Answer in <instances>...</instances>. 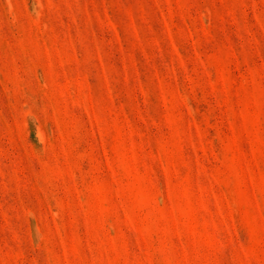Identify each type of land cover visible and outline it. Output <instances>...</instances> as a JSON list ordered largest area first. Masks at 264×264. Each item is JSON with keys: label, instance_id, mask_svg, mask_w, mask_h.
I'll return each mask as SVG.
<instances>
[{"label": "rangeland", "instance_id": "rangeland-1", "mask_svg": "<svg viewBox=\"0 0 264 264\" xmlns=\"http://www.w3.org/2000/svg\"><path fill=\"white\" fill-rule=\"evenodd\" d=\"M0 264H264V0H0Z\"/></svg>", "mask_w": 264, "mask_h": 264}]
</instances>
